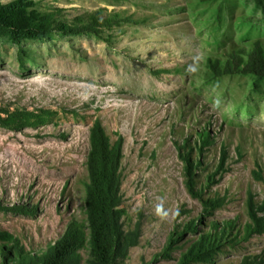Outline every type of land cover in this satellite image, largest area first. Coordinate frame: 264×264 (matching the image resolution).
Returning <instances> with one entry per match:
<instances>
[{"label": "rangeland", "instance_id": "374dc122", "mask_svg": "<svg viewBox=\"0 0 264 264\" xmlns=\"http://www.w3.org/2000/svg\"><path fill=\"white\" fill-rule=\"evenodd\" d=\"M35 1L40 11L62 8L68 20L105 9L124 22L104 38L55 35L19 45L0 37V107L56 111L39 128L0 126V232L43 252L68 225L86 222L90 134L100 120L112 141L124 138L125 229L142 226L124 264H179L213 222L235 225L238 240L211 262L191 264H264V78L214 77L210 67L249 52L257 40L264 45L260 6L254 0ZM175 231L184 238L162 254ZM82 253L86 260L89 252Z\"/></svg>", "mask_w": 264, "mask_h": 264}, {"label": "trees", "instance_id": "16d2710c", "mask_svg": "<svg viewBox=\"0 0 264 264\" xmlns=\"http://www.w3.org/2000/svg\"><path fill=\"white\" fill-rule=\"evenodd\" d=\"M264 15V0H254ZM62 8L54 11H40L35 0H0V37L8 38L17 44L24 40L49 39L80 34H94L104 38V34L124 22L120 15L108 14L105 9L86 11L68 20L63 16ZM24 53L22 49L20 53ZM213 76L226 74H250L258 79L264 78V45L261 40L254 42L249 52L236 51L226 59L210 61ZM56 111L49 108L29 109L27 107H0V126L23 131L26 128H39L48 124ZM207 136L201 141L206 144ZM180 146V145H179ZM190 146L185 144V150ZM180 146V150L184 149ZM188 152V151H186ZM124 138L119 136L112 141L102 122L97 120L90 134V149L87 156L88 179L85 183L86 222L76 221L67 226L50 247L43 252H31L9 233L0 232V241L7 242L0 246V264H124L130 250L137 246L142 237V226L138 223L133 230H126L123 218ZM185 158L191 162L193 155ZM196 168L188 166L189 186L195 180ZM198 194V193H194ZM201 197V195L198 194ZM1 205V204H0ZM208 205H213L210 201ZM3 206V205H2ZM10 209L25 213L27 207L14 205ZM257 219L256 213H252ZM190 231H197V226L189 223ZM235 225L213 222L209 231L199 235L198 239L182 254L179 264L193 262H211L218 252L228 244L236 242L233 233ZM248 232L252 226L247 227ZM184 238L181 232L171 234L170 242L164 251L169 255L171 249ZM83 250L89 252L86 260Z\"/></svg>", "mask_w": 264, "mask_h": 264}]
</instances>
